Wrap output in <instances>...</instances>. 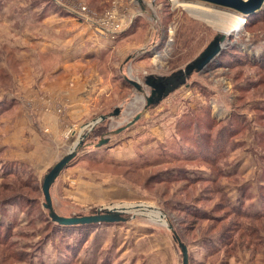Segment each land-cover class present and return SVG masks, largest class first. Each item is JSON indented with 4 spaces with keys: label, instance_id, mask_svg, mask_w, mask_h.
Wrapping results in <instances>:
<instances>
[{
    "label": "rangeland",
    "instance_id": "374dc122",
    "mask_svg": "<svg viewBox=\"0 0 264 264\" xmlns=\"http://www.w3.org/2000/svg\"><path fill=\"white\" fill-rule=\"evenodd\" d=\"M41 1L0 0L9 14L0 16V264H182L176 237L189 264H264V1L247 13L199 0H56L74 15L86 7L88 25L79 28L90 31L79 32L75 67L90 73L87 88L101 92L91 115L106 114L91 130L64 119L57 138L36 115L64 116L67 101L36 88L41 78L16 75L30 66L26 58L40 55L42 44L25 31L39 22L21 11ZM110 9L125 12L114 20L120 33L99 31ZM216 12L244 16L246 24L188 73L187 64L225 33L198 15ZM10 19L24 24L16 46ZM43 58L46 67L55 64ZM173 70H182L183 83L147 106L144 77ZM19 105L30 109L31 123L5 120ZM84 133L50 187L52 207L64 216L115 207L123 221L61 225L43 206L44 175ZM104 133L110 140L95 146Z\"/></svg>",
    "mask_w": 264,
    "mask_h": 264
},
{
    "label": "crops",
    "instance_id": "0c3cea01",
    "mask_svg": "<svg viewBox=\"0 0 264 264\" xmlns=\"http://www.w3.org/2000/svg\"><path fill=\"white\" fill-rule=\"evenodd\" d=\"M46 1L42 0L40 7L31 6L30 8L21 11L31 15V17L33 16L34 23L39 22V25H27L26 29L29 30L25 29V31L29 32V36L33 42H40L42 44L40 46L41 51H37L42 57L39 55L38 57L29 56L26 58L25 63L30 66H28L24 72L21 71L16 75L20 74L23 76L24 74H27L30 75L31 78H41L42 81L40 80L41 82L36 84V88L39 87L41 91L48 92L56 99L67 101L68 104L64 107V116H60L54 109L52 111L39 112V114L36 115L39 122H43L51 127L52 136L56 137L59 134L61 127L60 124L64 119L68 120L70 123H78L83 120V125L93 121L95 118H93L94 116H92L91 113L97 110L96 101L101 92L99 93L95 89L87 88L89 86L86 87L84 83L86 82L85 78L89 77L90 73H82L81 69L75 67V62L80 60V56H77L80 54L78 52V47L80 39L83 38L79 32L90 31L86 28L88 24H85L84 20H82L78 14L75 13L74 15L73 11L66 5L56 0H50L52 3L51 5L53 6L48 7ZM6 12H8V9H6ZM7 15L9 16V14H5L4 11L0 12L1 17L7 18ZM14 15L15 14H13V16ZM12 20L17 19L13 18ZM12 20L10 19V22H8V25L11 23L13 25V27H10L12 30L9 29L10 32H14V35L11 37V42H13L14 45H17L18 40L20 41L22 37H18L15 32L17 30L21 31L24 24L19 23V25H16L15 21L12 22ZM2 21H7V19H3ZM81 23H84L86 27L84 26L83 29H80L79 26ZM64 28L67 30L63 38H53ZM71 32L73 33L70 35L69 33ZM74 32H76L75 35ZM89 37L90 36H88V38ZM39 57H41V59H39ZM43 57H52L55 64L50 66L52 65V61L49 63L48 67H46ZM83 60H88V58L86 57ZM40 62L45 66L42 65L38 68L36 63L38 64ZM112 96L113 94H107V99L111 100L113 98ZM24 106H17L18 109L15 110V114L9 116L8 119L5 120H15L19 126L22 123H27L28 120L31 123L30 113L28 114L29 108ZM7 127L8 123L4 124L3 129H6Z\"/></svg>",
    "mask_w": 264,
    "mask_h": 264
},
{
    "label": "water",
    "instance_id": "95a60500",
    "mask_svg": "<svg viewBox=\"0 0 264 264\" xmlns=\"http://www.w3.org/2000/svg\"><path fill=\"white\" fill-rule=\"evenodd\" d=\"M203 2H207L209 4L215 6L226 7L229 9H233L239 12H254L262 6L264 0H199ZM225 34L216 35L212 41L200 52V54L191 62L187 64V67L200 68L203 64L207 63L214 54L218 51V41L224 39ZM126 79L131 83L134 87L140 89L141 85L138 81L126 77ZM161 98L158 97V99ZM151 100L150 97H146V105L150 104ZM140 114L135 115L132 120H130L126 125L133 123L135 120L139 118ZM105 115L101 114L98 118L93 119L90 123L85 124L88 126L89 130L93 128L96 122L99 120L104 119ZM120 129H117L118 132ZM86 133H84L80 139L73 145L70 150L63 155L44 175L41 185L42 194L44 196V203L43 206L48 209V215L50 219L58 224L61 225H79V224H91V223H112V222H119L125 220L122 216L124 212L123 209H118L112 207L110 209L104 208L102 212L90 213L85 215H76V216H64L57 214L51 202V194H50V187L52 183L55 181L61 170L66 167L70 160L74 158L77 154L78 149L82 145L83 138L85 137ZM107 139L103 138L95 146H100ZM178 246L180 247L181 255H182V264H189L188 262V254H187V246L180 241L178 237L175 238Z\"/></svg>",
    "mask_w": 264,
    "mask_h": 264
},
{
    "label": "flooded vegetation",
    "instance_id": "af4514ba",
    "mask_svg": "<svg viewBox=\"0 0 264 264\" xmlns=\"http://www.w3.org/2000/svg\"><path fill=\"white\" fill-rule=\"evenodd\" d=\"M186 68H187V72L190 73L196 67L193 66V67H186ZM183 80H184V73L182 72V70H178V71H174L173 70V71L170 72V74H167V75H164V76H158V77H155V76H152V75L145 76L144 77V83L147 86H149V95L148 96L150 97L151 103H154V101L156 102V101L160 100L162 97L167 95L172 89H174L175 87L181 85L183 83ZM126 81H127V83H129L128 80H126ZM129 84L132 87H134L131 83H129ZM134 88L137 91H142L143 90L142 88H140V89H138L136 87H134ZM160 96H161V98L158 99V97H160ZM150 104H148V105H150ZM118 112H119V109H117L115 107L113 109V114L114 113H118ZM104 115H105V117H104V119H105L106 118V114H104ZM111 115H112V113H111ZM131 124H133V123H131ZM131 124L125 125L124 127H121L119 129L122 130V129L128 128V126H130ZM118 132H116V130L114 131L115 134H117ZM108 135L109 134L104 133L101 136H99L97 138V141L95 142V144L98 143V141H100L103 138L107 139V141L103 143V144H106L110 140ZM103 144H101V145H103Z\"/></svg>",
    "mask_w": 264,
    "mask_h": 264
},
{
    "label": "bare ground",
    "instance_id": "6f19581e",
    "mask_svg": "<svg viewBox=\"0 0 264 264\" xmlns=\"http://www.w3.org/2000/svg\"><path fill=\"white\" fill-rule=\"evenodd\" d=\"M187 5H189V4H187ZM213 13H215V11ZM198 15L201 16L204 19V21H206L208 24H210V25L214 26L215 28H218V29H220L226 33H232L234 31L240 30L241 28H243L245 26V23H246V19L244 18V16H242V17L232 16L228 12L227 13L216 12L215 15H213L212 13L211 14H209V13H198ZM147 214L152 219H156V220L159 219L158 215H157L158 213L154 212L153 210H149V212L147 211Z\"/></svg>",
    "mask_w": 264,
    "mask_h": 264
},
{
    "label": "built area",
    "instance_id": "2783aa9c",
    "mask_svg": "<svg viewBox=\"0 0 264 264\" xmlns=\"http://www.w3.org/2000/svg\"><path fill=\"white\" fill-rule=\"evenodd\" d=\"M69 9L72 10L71 8H69ZM80 9H81L80 13L76 12V14H78V16L81 17L82 19H84V18L88 19L86 16V13H85L86 7L81 6ZM115 14H117V15H115ZM104 16L105 17L103 19H101V24L99 25V28H100L99 31H101V32L106 31V32L111 33V34H115V33L120 32L121 30H124L123 27H122L123 29H120L121 27L118 28L119 27L118 21L125 19V12L124 13H118L115 11V9H110V10L106 11ZM115 18L116 19L118 18V21H116L117 23H114ZM127 23L128 22H126L125 24H127Z\"/></svg>",
    "mask_w": 264,
    "mask_h": 264
},
{
    "label": "trees",
    "instance_id": "16d2710c",
    "mask_svg": "<svg viewBox=\"0 0 264 264\" xmlns=\"http://www.w3.org/2000/svg\"><path fill=\"white\" fill-rule=\"evenodd\" d=\"M247 21V20H246ZM246 24V23H245Z\"/></svg>",
    "mask_w": 264,
    "mask_h": 264
}]
</instances>
